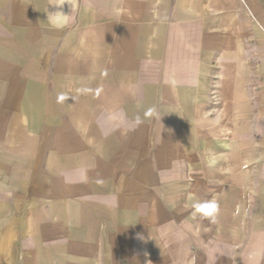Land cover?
<instances>
[{
  "label": "crops",
  "instance_id": "0c3cea01",
  "mask_svg": "<svg viewBox=\"0 0 264 264\" xmlns=\"http://www.w3.org/2000/svg\"><path fill=\"white\" fill-rule=\"evenodd\" d=\"M57 10L0 0V264H264V0Z\"/></svg>",
  "mask_w": 264,
  "mask_h": 264
},
{
  "label": "clouds",
  "instance_id": "9594fccd",
  "mask_svg": "<svg viewBox=\"0 0 264 264\" xmlns=\"http://www.w3.org/2000/svg\"><path fill=\"white\" fill-rule=\"evenodd\" d=\"M65 2L66 0H53V4H55L60 10L48 12L47 21L52 28H61L65 26L71 19V14H65L63 11V6ZM61 99H63V97H61ZM149 111L151 112L153 110L150 109ZM137 120L139 122V117H137ZM208 164L209 166L215 165L216 159L210 158L208 160ZM192 207L195 210L193 215L198 213L201 215L202 218L209 219L210 223L216 222V218L219 215L220 207L215 198L205 201H199L195 197H193ZM187 229L195 234L200 231V225L193 226L189 224L187 225ZM194 260L195 258H193V261Z\"/></svg>",
  "mask_w": 264,
  "mask_h": 264
}]
</instances>
